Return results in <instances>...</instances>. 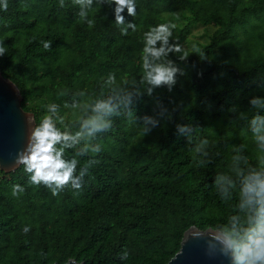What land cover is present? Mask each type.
Instances as JSON below:
<instances>
[{
	"label": "trees",
	"instance_id": "1",
	"mask_svg": "<svg viewBox=\"0 0 264 264\" xmlns=\"http://www.w3.org/2000/svg\"><path fill=\"white\" fill-rule=\"evenodd\" d=\"M7 3L0 69L20 88L36 127L48 118L68 135L56 147L66 162L77 161L83 186L54 196L29 183L23 164L0 170V264H166L191 226L240 243L258 208L241 192L243 178L264 171L249 104L264 96V0H135V17L121 13L136 25L126 35L109 0ZM178 12L192 19L175 25L168 45L178 42L183 53L163 59L180 71L171 90L153 87L143 80L144 33L173 23ZM198 22L216 26L210 42L185 47ZM97 117L110 127L90 132L85 122ZM17 184L24 191L13 195Z\"/></svg>",
	"mask_w": 264,
	"mask_h": 264
},
{
	"label": "clouds",
	"instance_id": "2",
	"mask_svg": "<svg viewBox=\"0 0 264 264\" xmlns=\"http://www.w3.org/2000/svg\"><path fill=\"white\" fill-rule=\"evenodd\" d=\"M74 2L81 6L85 4L90 6L92 0H74ZM109 2L115 5L114 22L116 25H126L121 28L122 34L126 35L128 28L135 31V23L128 21L125 24V18L121 15L124 9L127 8L130 16H136L135 0H109ZM0 7L7 11V0H0ZM84 15L85 13L83 12L79 13L81 18ZM87 23L92 26L94 21L88 20ZM173 28H175L173 23H161L151 27L149 31L144 33L146 43L142 49L143 80L153 87L167 85L169 90H171V87L176 82L175 73L180 71L171 60L163 59L167 52L183 53V48L178 42L168 45V37L173 34ZM157 41L163 42L159 48L154 47ZM165 45L168 46L165 47ZM44 47L46 49L50 48V43L45 42ZM4 52L5 48L0 45V54ZM179 58L184 60L187 58V54H181ZM148 91L151 92L152 88L150 87ZM249 104L252 109L256 110L250 119L252 139L261 150H264V115L260 113V110L264 109V96H253L250 98ZM96 107L105 109L107 112L112 111L107 104H98ZM145 122L146 124L155 123L151 118H147ZM88 125H90V132L110 127L109 124L99 117L86 121L85 126L87 127ZM178 127L182 132L186 130V126ZM144 131L146 133L148 129L145 128ZM68 138V135L58 131L48 118H45L40 126L32 130L25 154H19L16 158V163L23 164L24 171L30 173V184L35 186L43 184L54 196L67 187H71L78 193L83 185L79 182V178L74 175L77 161L66 162L62 159L63 148L56 147L59 142L62 140L66 141ZM207 142L206 139L203 141V143ZM261 163L264 164V159H261ZM23 191L24 188L21 185H13V195H18ZM241 192L247 197L249 205L258 206L257 221L255 227L245 234L240 243L235 241L230 243L235 248L237 264H240V262L257 264L258 261L264 262V171L253 170L250 174L244 176ZM29 230L30 226L23 228L24 233ZM193 235L198 238L197 234L194 233Z\"/></svg>",
	"mask_w": 264,
	"mask_h": 264
},
{
	"label": "water",
	"instance_id": "3",
	"mask_svg": "<svg viewBox=\"0 0 264 264\" xmlns=\"http://www.w3.org/2000/svg\"><path fill=\"white\" fill-rule=\"evenodd\" d=\"M23 98L18 85L0 69V170L6 173L22 165L16 158L25 154L37 125L34 112L23 108ZM230 242L220 229L191 226L184 233L180 250L166 264H233L235 254ZM65 264L85 263L70 259Z\"/></svg>",
	"mask_w": 264,
	"mask_h": 264
},
{
	"label": "rangeland",
	"instance_id": "4",
	"mask_svg": "<svg viewBox=\"0 0 264 264\" xmlns=\"http://www.w3.org/2000/svg\"><path fill=\"white\" fill-rule=\"evenodd\" d=\"M177 15L179 17H177V19L173 18V24L181 27L187 24L192 19L191 15L187 13L185 14L183 12H178ZM215 29V25H204L200 22L194 23L191 28V32L186 37L185 47L198 48L200 45L208 44ZM65 118L66 115H64L63 117L57 116L55 117V120L56 122H63Z\"/></svg>",
	"mask_w": 264,
	"mask_h": 264
}]
</instances>
